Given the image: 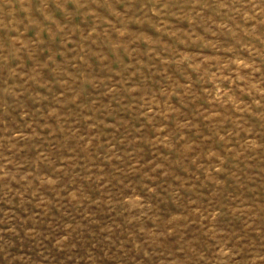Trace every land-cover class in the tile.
Listing matches in <instances>:
<instances>
[{
	"label": "rangeland",
	"instance_id": "1",
	"mask_svg": "<svg viewBox=\"0 0 264 264\" xmlns=\"http://www.w3.org/2000/svg\"><path fill=\"white\" fill-rule=\"evenodd\" d=\"M0 264H264V0H0Z\"/></svg>",
	"mask_w": 264,
	"mask_h": 264
}]
</instances>
